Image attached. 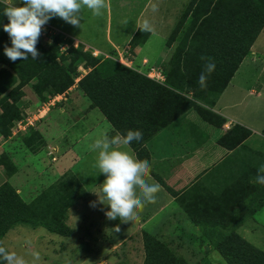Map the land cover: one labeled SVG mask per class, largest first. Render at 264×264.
Here are the masks:
<instances>
[{"label": "rangeland", "instance_id": "obj_1", "mask_svg": "<svg viewBox=\"0 0 264 264\" xmlns=\"http://www.w3.org/2000/svg\"><path fill=\"white\" fill-rule=\"evenodd\" d=\"M157 2H159V8L165 7L167 9L166 14H164L166 17L165 22L172 23V25H165L164 29L169 30L178 22L179 26L185 24V28L179 38L181 39L179 45L184 43L185 55L196 57V48L200 47L204 52L206 49L216 52L220 50L218 44L213 45V47L209 46L210 41L219 34L218 25L210 23V21L204 22L205 19H199L201 16L199 14H202L205 9L199 11V8H196L197 11L194 10L196 11L195 14H190L198 0H108L111 32H118L121 39L127 37L133 30L136 17L142 9L145 7V10H148ZM213 3L212 1L211 4ZM233 6V3L227 2L219 7L223 12V20L227 21L230 17L229 9ZM179 9H182V12ZM210 9L211 7L208 8L207 12ZM102 12L103 14L99 17L94 16L89 9L87 12V14L91 15V20L94 21V24H87L88 31H94L96 36L91 37H93L94 41L101 43L104 42L102 34H99L96 30L101 28L103 23L106 22V10L103 9ZM170 16H174V18L171 19ZM202 39H204V42L199 45ZM60 40L62 41L59 44V52L64 60L60 56L57 61L60 64L63 63L70 66L71 70H75L78 73L71 85L76 84L77 86L71 92L66 94L65 91L57 94L61 96L58 97L59 99H55L53 105L44 103L47 100L43 101V99L39 98L32 90L30 84L13 87L0 97V114L3 110L7 111V114L10 113V127L18 131L17 134L19 133L13 139L16 147H13L12 150L0 151V171L7 179H10L9 182L12 185L18 184L20 186L22 190V198H20L23 202L30 205L28 209L30 210V215H33L30 218L32 223L48 222L50 229L52 224H57V222H61L63 225L62 233L51 232L43 226L41 227V225L23 227V229H27L31 233L23 231L17 236L13 244L27 264H32L34 259L32 256L33 252L40 254V260L36 264H264V211H261L256 217L257 221L263 226L251 225L248 232L224 234L212 231L206 232L204 230L196 232L193 230L195 226L191 223V220L214 221L227 225L232 221L227 211L225 216H214L215 218L210 216L182 218L176 215L177 207L175 206L168 211L170 214L173 212V216H161V213L153 218L136 216L127 223H122L119 218L109 220L106 217L105 212L110 206L106 203H101L99 199V197L101 199L104 198L101 184L105 180V175L99 173L96 167L97 152L93 150L95 142L93 143L92 140L94 137L101 138L105 132L113 129L98 109L91 110L87 118L81 120L77 126L73 124L74 121L82 118L90 107V101L85 94L81 92L87 101L80 96L73 98L72 92L79 88V80L91 71L92 60L87 55L81 58L77 53L71 52L69 49L70 43L67 42L66 36L62 35ZM40 42L42 44L50 43L51 40L40 38ZM254 43L256 45L252 48L254 51L250 55L253 57V65L251 61L250 64L254 67V71L252 74H248V79L251 88L257 90L264 83V26ZM4 45L0 42V51L2 52H4ZM73 46L76 47L77 42H73ZM87 49L82 47V52H87ZM89 49L92 50L91 48ZM125 55L126 53L123 52L105 55L92 50L90 56L99 62L106 57H111L125 67L136 71L144 78H150L155 82H163L167 77L163 73L164 79L160 81L154 72V68L160 67L162 72L164 70L167 74L168 70L163 66H149L147 60H143L142 65L145 68L140 71L134 66L133 62L128 64L122 58ZM184 64L187 63L184 62ZM188 65L191 67L189 68V72H191L188 73V84L198 85L194 81L195 77L192 76L194 62L190 61ZM252 76L254 77L250 82ZM170 81H173L172 76ZM188 89L184 90V92L189 100L187 105L189 109L177 120L170 122L163 128L172 132L178 138V142L186 149L189 147V143L185 142L184 139L188 137V133L181 132H187V130L184 129L183 125L180 127L178 123L190 109H197L196 111L204 115L205 117L203 118L206 120L208 116V120L212 125L223 126V124H220L222 117L209 108L212 107L209 104L212 101V96L207 94L208 90L197 88L195 91H188ZM55 96H52L49 100H52ZM18 100L25 101L17 105ZM247 100L256 99L251 95ZM190 103L193 105H190ZM200 103L207 107L202 106ZM27 107L29 108L27 109L28 111L24 110ZM42 107L44 109L40 117L44 116V118L42 117L43 119H36L37 121L34 125H27L24 129L17 130L16 122L21 121L20 117L23 118L27 115H35L37 117L38 109ZM52 115L55 116L51 117V119L50 116ZM96 115L100 117V120L103 118V121L99 124L96 121ZM44 123L46 125L43 127V132L49 142L48 145L41 135L35 134V132H39L38 127L42 126V124L44 125ZM89 126L91 128L95 126V128L89 134H86L85 130ZM159 132L152 137L159 134ZM227 132L217 142L225 148L232 149L233 153L231 155L233 156L237 151L235 147L241 145L247 137L236 145H231L230 141L236 134ZM238 133L240 134L242 131L239 130ZM30 135H33L36 139L28 140V143H26V137ZM167 135L170 136L169 134ZM149 140L142 146L146 150V155L144 156H147L145 158L150 163V152L145 147ZM71 141L73 142L71 143ZM130 148L128 150L132 153V148ZM136 159H139V157L137 156ZM202 161L204 162V158ZM13 168L16 169L13 173L14 175L12 174V177L8 176L7 173L11 172ZM169 177L172 178V176ZM155 179L157 181L152 179L151 183L148 182L149 184L158 183L160 185V191L156 193V201L152 203L154 211L156 210L155 206H158V198L162 197L166 192L162 188L160 183L162 181H160L159 177L156 176ZM244 181L246 183V179ZM254 189L255 184L243 185L234 183V186L230 187L217 184L214 189L216 194L214 195L223 198L238 197L241 199L248 195L249 192L250 195L254 194L252 192ZM259 189L264 194V185H261ZM36 197H40L41 200L31 204L30 202ZM148 208L151 207L148 206ZM234 219L235 222L239 218L235 217ZM186 221L190 225L182 227ZM116 225L120 227L119 232L114 230ZM225 229H227L225 232H232L233 230L232 227ZM219 236L222 237L221 240H218ZM34 237L37 238L32 243L35 248L29 249L22 246L25 243L31 245L30 241H33Z\"/></svg>", "mask_w": 264, "mask_h": 264}, {"label": "crops", "instance_id": "obj_2", "mask_svg": "<svg viewBox=\"0 0 264 264\" xmlns=\"http://www.w3.org/2000/svg\"><path fill=\"white\" fill-rule=\"evenodd\" d=\"M0 1L3 2V0ZM14 2L18 3L19 0H14ZM106 4V22L103 23L101 28L96 30L99 34H102L103 43L94 41L91 36H96V33L94 31H88L89 28L87 24H94V21L91 20V15L87 14V8L82 9L81 12V27L73 26L59 17L51 18L46 24L51 26L54 31L73 40V42H77V44H81L88 49L91 48L105 55L124 52L126 48H130V53L133 56L132 62L140 71L145 68L142 65L143 60H147L149 66H163L175 48L178 47L181 40L179 38L185 28V24L180 23L183 25L179 26L178 22V24H175L169 30L164 29L165 25H172V23L170 24L168 21L165 22L166 17L164 14H166L167 9L165 7L159 8V2H157L148 10H145V7L142 9L136 17V22L131 33L127 35V37L121 39L118 32H111L108 0H106ZM179 10L181 11L182 9ZM172 18H174V16L171 17V19ZM146 22L150 27V31H143L140 38L138 35V37H136V45L132 46L131 41L133 37L135 38L138 30H143ZM89 32L90 34H88ZM255 45V43L252 44L249 52L240 62L237 70L228 81L224 90L212 107H209L211 111L219 114L224 119L222 127L212 125L208 120V116L206 120L203 118L205 117L204 115L199 114V112L196 111L197 109L193 108L187 111L178 123L180 127L183 125L184 129L187 130V132L181 131L188 133V137L184 139L185 142L189 143L187 149L178 142V138L168 129H163L146 143L145 147H147V150L150 152L151 168L144 179L147 183H151L152 179L156 180L155 177L158 176L160 181L163 182L160 183L166 192L162 197L158 198L159 202L158 206H155V211L152 208L154 207L152 203H145L143 208L136 210V216L153 218L160 213L162 214L161 216H173V212L170 214L168 211L176 206V215L182 218H197L200 216L215 218L214 216H225L226 211L229 213L232 221L227 225L214 221L191 220V223L195 226L193 230L196 232H202V230L206 232L227 231L225 228L232 227V231L239 233L248 232L251 225H261L256 217L261 211H264V202L261 201L262 198L254 195L252 196L250 192L241 199L238 197L223 198L214 195L216 194L214 189L217 184L219 186L223 184L226 185V187L234 186V183L256 185L257 183H254V178L257 174V169L260 165L264 164V135L262 133L264 129V83L261 84L257 90H254L251 88L248 79V74H252L254 71V67L251 66L253 57L250 55L252 51H254L252 48ZM253 77L254 76L250 79V82L253 80ZM76 86V84L71 86L65 93L71 92ZM246 91L247 93H245ZM72 95L73 98L80 96L86 100L79 88L75 89ZM251 95L256 100H247ZM24 101L25 100H18L17 105ZM201 105L207 107L203 104ZM27 109L29 108H24V110L28 111ZM93 109L98 108L89 107L83 117L74 121L73 124L77 126L81 120L87 118V115ZM202 112L205 113L204 110H202ZM53 116L55 115L50 116V118ZM50 120H48V122H50ZM96 121L99 124L103 121V118L100 120V117L97 116ZM234 124L249 129L251 133H249L248 137L241 145L235 147L237 151L235 155L232 156L233 150L223 147L217 141ZM45 125L44 123V125L42 124V126H39V132H37L48 145L49 142L46 140L43 132V127ZM94 128L95 126L93 128H91V126L87 127L85 130L86 134H89ZM110 131L111 129L105 132L101 138L94 137L92 142L94 143L96 138L102 139ZM18 134H12V132L8 136L0 134V151L12 150L13 147H16L13 139H15V136ZM72 142L73 141H71V143ZM131 151L134 157L137 158L135 152L132 149ZM203 158L204 162L202 161ZM12 159L14 160L13 157ZM224 159L225 161L223 162ZM16 167L18 166L16 165ZM169 176H172V178ZM244 179H246V183ZM9 180L10 179H7L0 171V185L4 182H9ZM12 186L22 198L20 186L18 184ZM166 186L168 187L166 188ZM137 194L139 195L138 190ZM148 206L151 208H148ZM235 217L239 218V221L234 222L233 219ZM185 225L189 226L190 224L186 221L182 227ZM26 226L29 225L23 226L19 224L8 229L0 240V246L22 257L13 243L17 236L23 231L25 233H31L29 230L23 229V227ZM241 227H243V229H241ZM172 230H174V228H172ZM35 239L37 238L34 237L33 241H30L31 245L25 243L22 244V246L29 249L35 248L32 245ZM2 264H5V262Z\"/></svg>", "mask_w": 264, "mask_h": 264}, {"label": "trees", "instance_id": "obj_3", "mask_svg": "<svg viewBox=\"0 0 264 264\" xmlns=\"http://www.w3.org/2000/svg\"><path fill=\"white\" fill-rule=\"evenodd\" d=\"M212 1L213 4H211ZM227 2L233 3L234 6L229 9L230 17L226 21L223 20V12L219 7ZM209 7L211 9L207 12ZM4 8L5 4L0 1V42L11 46L9 35L3 29V24L9 22L8 17L3 13ZM196 8H199V11L205 9L202 14H199L201 15L200 20L205 19L204 22L210 21V23L218 25L219 34L210 41L209 46L213 47L218 44L220 50L218 49L219 51L216 52L206 49L204 52L200 47L196 48V57H192L185 55L184 43L183 45L178 44L179 46L163 65L168 70L167 74L163 70L164 76H167L164 79L165 82L159 83L150 78H144L111 57H106L99 62L90 56L92 50L87 49V52H82L83 45L77 44L74 47L73 40L67 38L71 52L77 53L81 58L87 55L92 60L91 71L79 80L78 86L89 99L90 107L98 108L112 126L113 130L109 132L108 136L124 134L129 129L142 131L143 140L139 143L134 141L131 145L140 160H146L145 157H147L144 156L146 150L142 145L189 109L187 107L189 100L186 99L187 95L184 90L189 88L188 91H195L197 88H201L198 78L205 63L201 57H210L215 63V70L208 77L207 86L204 87L208 90H206L207 94L212 96V101L209 104L213 105L264 26V0H198L190 14H195ZM142 32L143 30L137 31L135 38L133 37L131 41L132 46L136 45V37L140 36ZM61 37L62 34L56 32L52 35L50 43L42 44L40 36L36 44L39 52L37 59H32L29 55L26 60L12 62L4 52L0 51V97L13 87H20L24 84H30L32 90L43 101L67 91L78 73L71 70L70 66L57 61L60 56L64 60L59 52ZM201 42L203 44L204 39L200 41L199 45ZM219 52L220 54H218ZM183 61L187 64H184ZM190 61L194 62L192 76L195 77L194 81L198 85L188 84V73L191 72H189L191 67L188 65ZM171 76L173 77L172 82L170 81ZM190 105L193 104L190 103ZM9 114L4 110L0 114V134L4 136L11 133ZM223 121L222 118L220 124H223ZM239 130L242 133L239 134ZM228 132L236 134L230 141L231 145H236L250 133L248 129L238 124L232 126ZM36 133L38 134V132ZM262 133L264 135V129ZM35 139L33 135L27 136L26 143L28 140ZM15 171L16 169L13 168L7 175L11 176ZM260 186L261 184H256L255 189L252 190L254 194L251 193L262 198L261 201L264 202V194L259 189ZM40 200V197H36L30 203H37ZM29 206V203L22 201L11 184L4 182L0 185V240L8 229L19 224L41 225L51 232L62 233L61 222L52 224L51 229L48 222L32 223L30 218L33 215H30ZM217 233L237 232L218 231ZM221 238L219 236L218 240ZM3 262L0 260V264Z\"/></svg>", "mask_w": 264, "mask_h": 264}, {"label": "clouds", "instance_id": "obj_4", "mask_svg": "<svg viewBox=\"0 0 264 264\" xmlns=\"http://www.w3.org/2000/svg\"><path fill=\"white\" fill-rule=\"evenodd\" d=\"M3 3V13L9 21L3 24V29L11 40V46L4 45V53L12 62L26 60L29 55L32 59L38 58L36 44L42 27L51 18L59 17L73 26L81 27L82 9L87 8L94 16L99 17L107 7L106 0H19L18 3L14 0H3ZM143 31H150L147 22ZM201 59L205 63L198 84L204 88L207 86L208 77L215 70V63L210 57L202 56ZM142 140V131L129 129L124 134L113 137L105 135L93 145V150L97 152L96 167L99 173L105 175L101 184L104 198L101 199L95 193L101 203L110 206L105 212L109 220L119 218L122 223L132 221L136 217L137 209L143 208L145 203L156 201L160 185L149 184L144 179L151 168L149 161L136 159L128 150L134 141L139 143ZM254 183L264 185V164L257 169ZM114 230L119 232V225ZM32 256V264H36L40 260V254L33 252ZM0 260L5 264H27L23 257L3 246H0Z\"/></svg>", "mask_w": 264, "mask_h": 264}, {"label": "built area", "instance_id": "obj_5", "mask_svg": "<svg viewBox=\"0 0 264 264\" xmlns=\"http://www.w3.org/2000/svg\"><path fill=\"white\" fill-rule=\"evenodd\" d=\"M56 33V31H54V29L51 27V26H49V25H47V24H45L43 27H42V32H41V38L42 39H45V40H51V37H52V35H54ZM130 48H126L125 49V51L123 52V53H126V55L125 56H123L122 58H124L126 61H127V63L128 64H131L132 63V60H133V56H132V54L130 53V50H129ZM124 63H126V62H124ZM154 72L156 73V77H158L159 78V80L160 81H162L163 79H164V77H163V72H162V69L159 67V68H154ZM61 95H57V96H55L52 100H49V101H47V102H44V103H48L49 105H53L54 104V101H55V99H59L58 97H60ZM43 109H44V107H42V108H40V109H38V113H37V117H40V114L42 113V111H43ZM47 109H49L48 107H47ZM50 110V109H49ZM46 116V115H45ZM35 115L34 116H30V115H27V116H25V117H21L20 119H21V121H19V122H16V128H17V130H19V129H24L27 125H34V123L37 121V120H39V119H41L42 117L44 118V116H42V117H40V118H37ZM42 118V119H43ZM37 119V120H36ZM19 120V119H18ZM14 124H15V122H14ZM14 126V125H13ZM30 126V127H31ZM14 128L12 127L11 128V132H12V134H17V132L18 131H15V130H13Z\"/></svg>", "mask_w": 264, "mask_h": 264}]
</instances>
